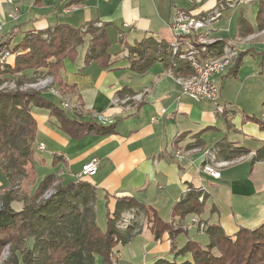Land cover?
Returning <instances> with one entry per match:
<instances>
[{
  "label": "crops",
  "instance_id": "1",
  "mask_svg": "<svg viewBox=\"0 0 264 264\" xmlns=\"http://www.w3.org/2000/svg\"><path fill=\"white\" fill-rule=\"evenodd\" d=\"M243 1L202 0L193 4L190 0H0L3 37L8 39L11 52L6 65L10 67L17 55L31 50L27 42L32 33L59 25L80 29L94 22L103 26L109 42L110 65L85 63L91 46V35L86 34L83 44L75 49L76 57L65 59L59 71L61 82L67 87L60 89L55 84L59 96L50 92H43L42 96L58 106L62 101L80 104L83 112L66 111L73 119L96 121L91 113L102 114L115 124L116 133L73 140L58 130L47 109L34 107L37 133L33 147L36 159L42 160L35 167L37 176L38 170L48 169V175L54 174L63 183L85 181L94 187L96 222L103 211L106 224L108 217L117 215L133 224L132 234L143 228L150 231L151 212H146L150 208L162 221L181 226L183 232L174 239L164 233L155 241L150 231L154 246L145 264L159 259L192 261L191 254L175 256L171 249L178 250L187 240L196 241L200 235H206L199 223L204 227L218 226L226 236H233L241 226L254 229L264 222V162L250 163L254 152L264 145V126L251 119L255 116L262 120L264 116V30L256 29L257 1ZM223 3L235 5L222 10L221 18L207 28V36L246 52L233 71L216 77V103L224 107V113H219L213 102H195L182 94L175 81V70L163 61L153 63L142 76L129 70L126 47L144 38L167 45L175 41L169 29L175 11H188L200 18ZM249 4L251 8L243 7ZM12 13L15 20L10 17ZM240 18L248 22L253 33L241 36ZM114 43L120 46L119 51L110 50ZM33 72L14 77L3 75L0 79H27ZM127 96L140 99H131L129 108L116 103ZM228 143L233 144L231 148L225 147ZM39 144L44 145L43 151H38ZM215 147L220 148L219 153ZM233 148H244L249 154L243 161L223 167L217 179L201 172L208 153L213 152L216 160H232L228 150ZM46 151L51 154L49 164L41 156ZM176 151L183 152L182 159L174 158ZM57 156L62 161L52 166ZM92 159L98 161L96 174L81 176L82 166ZM0 179L3 180L1 174ZM187 189L202 191V202L194 203ZM124 197H131L144 207L118 203ZM162 245L166 249L160 252Z\"/></svg>",
  "mask_w": 264,
  "mask_h": 264
},
{
  "label": "trees",
  "instance_id": "2",
  "mask_svg": "<svg viewBox=\"0 0 264 264\" xmlns=\"http://www.w3.org/2000/svg\"><path fill=\"white\" fill-rule=\"evenodd\" d=\"M255 1L258 3L256 29L262 31L264 0ZM97 24L92 22L80 29L59 25L52 30L32 33L27 42L31 50L24 48L26 52L17 55L14 66L5 64L0 68V76L14 77L25 71H34L27 79H0V174L3 178L0 184V264H96L97 258L105 264H114L113 260H118L115 255L119 252L114 248L133 236L130 231L133 224L128 225L125 232L118 229L120 217L117 215L107 218L105 230L99 228L95 217L96 191L88 182L63 183L54 174L39 179L35 167V163L42 160L36 159L33 147L37 133V123L32 116L34 107L47 109L48 117L54 118L58 130L73 140L116 133L114 123L102 125L82 117H68V110L43 98L42 90L30 87L39 83L46 74L60 89L67 87L61 82L59 71L65 59L76 57L75 49L83 44L86 34L91 35V46L85 63L96 62L99 67H108L109 42L103 26ZM239 30L241 36L253 33L244 18L239 19ZM225 44V41L217 40L207 46L206 51L208 54L214 51L221 53ZM6 46L10 51L8 43ZM125 50L129 70L140 76L147 73L156 61L170 65L176 76L189 71L185 62L172 56L169 45L151 38H144ZM203 53L198 51L200 55ZM245 53L237 51L230 72L238 66ZM10 82L14 87L7 85ZM251 119L264 126L263 120L255 116ZM232 145L228 143L225 147L231 148ZM214 150L219 153L220 148L215 147ZM228 151L229 159L249 154L244 148ZM58 161H62L61 157H54L52 166ZM258 162H264V145L250 159L252 165ZM189 194L197 203L202 192L191 189ZM15 203H21V208L16 210L13 207ZM118 203L144 207L131 197L121 198ZM193 205H190V211L194 209ZM147 209L146 212H151L149 224L155 241L160 240L164 233L174 239L183 232L181 226L174 227L172 223L162 221L152 209ZM203 231L209 237L207 245L187 240L180 249H171L175 256L191 254L192 261L177 263L159 259L152 264H264V222L254 229L241 226L233 236H226L218 226H206ZM5 250L7 256L2 259Z\"/></svg>",
  "mask_w": 264,
  "mask_h": 264
},
{
  "label": "built area",
  "instance_id": "3",
  "mask_svg": "<svg viewBox=\"0 0 264 264\" xmlns=\"http://www.w3.org/2000/svg\"><path fill=\"white\" fill-rule=\"evenodd\" d=\"M193 4H199L202 0H190ZM254 0H245L244 3L252 2ZM235 3L219 4L217 8L212 10L209 14L203 17H195L191 15L188 11L177 10L174 12L172 21L169 24L170 31L175 36V41L170 44L171 54L175 59L180 62L183 61L188 65V73L178 75L175 77L176 83L180 87L182 94L186 95L189 99L193 101H210L216 104V109L219 113H224V107L218 105L216 102L219 98V88L216 84V77L222 76L227 72L233 65L235 58L237 57V50L231 47L229 44H225L221 50V53L214 51L210 54L207 53V46L216 42L215 39H210L207 34V28L210 27L214 22L221 18V12L226 6H234ZM10 17L15 20L16 15L10 14ZM101 25V24H97ZM3 26L0 22V68L4 67L7 59L10 57L11 53L8 50L6 43L8 39L3 37ZM6 42V43H5ZM186 42V43H185ZM185 46L184 49L182 47ZM201 50L202 55L198 54ZM51 80L49 84L45 81L32 85L30 87L45 89L51 86ZM6 85V84H5ZM10 87H14L13 83H8ZM50 93L53 95L57 94L56 88L52 86L50 88ZM139 97H128L122 99L121 101L117 99L116 103L121 102L124 108H129L128 103L133 100H139ZM60 106L64 110L75 111L77 113L83 112V107L80 104H71L70 102H60ZM94 120L102 125L111 124L112 121L105 118L102 114L91 113ZM154 120V118H153ZM264 121V116L262 117ZM44 145H38V151L44 150ZM174 158L180 160L183 158V152H174ZM207 162L202 165L201 172L204 174L217 179L220 177V170L223 167L231 166L244 160L245 156H239L232 160H216L215 154L213 152L208 153ZM98 170V161L96 159L90 160L85 163L81 168V176L92 177L96 174ZM190 191V189H187ZM202 192V191H201ZM203 194L198 198L199 202H202ZM196 221V220H192ZM129 225V220L123 218L120 222H117L118 229H125ZM199 229L203 230L204 225L199 223Z\"/></svg>",
  "mask_w": 264,
  "mask_h": 264
},
{
  "label": "rangeland",
  "instance_id": "4",
  "mask_svg": "<svg viewBox=\"0 0 264 264\" xmlns=\"http://www.w3.org/2000/svg\"><path fill=\"white\" fill-rule=\"evenodd\" d=\"M243 7L251 8V5L249 4V5H246ZM119 49H120V46L119 45L117 46L116 43H114L113 47L110 48V50H112V51H115V50L119 51ZM51 79H52V77L50 75L46 74L45 76H43V79H41L40 81L41 82L45 81L46 83H48L49 80H51ZM52 82H53V79H52L51 84H50L51 86L46 87L45 89H39V88H35V89L42 90V92H45V93L50 92V88L52 86H55V84H52ZM56 90H57V94L55 96H59V91H58V89H56ZM59 107H61V106L59 105ZM69 114H71L70 111H69ZM37 156H38V154H37ZM41 156L45 157L46 160H48V164L50 163V160H51L50 152H48V151L42 152ZM38 173H39V176L37 178H40L44 175H47V173H49V170L46 169L45 172L42 170H40V171L38 170ZM0 183H3L1 181V179H0ZM47 197H45V198H47ZM13 207L16 210H18L21 208V203H15V204H13ZM103 214H104L103 211H102V214L99 213L100 218L97 220L98 221L97 225L102 230H105L106 229V223H105L106 217ZM120 219L123 220V217H120L119 220ZM174 227H179V225L174 226ZM182 240H183V236H181L180 240H178L179 246L182 245ZM196 241L199 242L202 246L209 243V239L206 235H202V236L200 235ZM153 246H154V244L152 242V236H151L149 229L143 228L140 233L133 234V236L131 237V239L128 242H125L124 244L119 243L114 248V251H119V252H118V255H115V257L118 256L117 262L114 260H113V262H114V264H145L150 259V250L153 248ZM159 249H160L159 251L161 252V249L165 250L166 247H164L162 245V247H159ZM147 252H149V253L147 254ZM6 256H7V251L5 250L3 252V258L2 259H4V257H6ZM114 259H116V258H114ZM96 264H105V263L102 260H100V258H97Z\"/></svg>",
  "mask_w": 264,
  "mask_h": 264
}]
</instances>
